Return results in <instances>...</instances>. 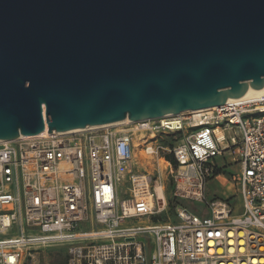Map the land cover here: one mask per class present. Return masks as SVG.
<instances>
[{
	"label": "built area",
	"instance_id": "built-area-1",
	"mask_svg": "<svg viewBox=\"0 0 264 264\" xmlns=\"http://www.w3.org/2000/svg\"><path fill=\"white\" fill-rule=\"evenodd\" d=\"M121 125L0 142V264L51 247L66 264H264V94ZM168 132L184 136L168 148L176 165L158 155ZM231 146L239 211L205 195ZM147 155L165 161L175 197L207 213L178 205L155 219L166 200L138 169Z\"/></svg>",
	"mask_w": 264,
	"mask_h": 264
},
{
	"label": "water",
	"instance_id": "water-1",
	"mask_svg": "<svg viewBox=\"0 0 264 264\" xmlns=\"http://www.w3.org/2000/svg\"><path fill=\"white\" fill-rule=\"evenodd\" d=\"M264 86V0H0V140L218 106Z\"/></svg>",
	"mask_w": 264,
	"mask_h": 264
},
{
	"label": "rangeland",
	"instance_id": "rangeland-1",
	"mask_svg": "<svg viewBox=\"0 0 264 264\" xmlns=\"http://www.w3.org/2000/svg\"><path fill=\"white\" fill-rule=\"evenodd\" d=\"M129 126L131 125H119L117 128L125 129ZM183 137L182 133L175 134L170 132L157 136V144L160 146L158 155L164 157V160H168L165 156L169 153L168 148L175 145ZM236 149V146H231L230 149L226 150V154L218 159L219 168L217 174L207 183L205 195L208 201L225 198L230 201L235 197L233 194L237 187L236 180L239 173V161L235 155ZM136 156L138 159L140 158L139 145L136 147ZM142 158H144L145 162L138 169L151 178V185L153 187L157 185H162L163 187L166 208L162 211L161 215L164 219L173 218V212L170 210V200L175 197L173 194L175 182L165 167V161L156 156L151 157L150 155H147V157L142 156ZM182 202L194 211H198L197 206L201 208L205 207L204 203L198 201L183 199ZM63 249L61 247L43 249L36 253L35 259H26L23 264H64L66 252Z\"/></svg>",
	"mask_w": 264,
	"mask_h": 264
},
{
	"label": "bare ground",
	"instance_id": "bare-ground-1",
	"mask_svg": "<svg viewBox=\"0 0 264 264\" xmlns=\"http://www.w3.org/2000/svg\"><path fill=\"white\" fill-rule=\"evenodd\" d=\"M264 94V86L260 89H255L253 88L251 91H249L247 94L242 95L240 97H236V98H229L227 100H234V101H243V102H251V101H255L256 99H258L259 97H261ZM193 112H199L202 111V109L199 110H191ZM128 122V119L126 118L125 120L118 122V123H112V124H107V126L111 125V126H116V125H121ZM102 126H106V125H102ZM95 127H100V126H86L85 128H81V129H76V130H72V131H79V130H83V129H89V128H95ZM70 131V132H72ZM48 132L44 131L40 134L34 135V136H26V135H20L19 138H31V137H39V136H43L46 135ZM51 134V133H49ZM2 140H0L1 142ZM156 190V194L158 196V199H165L164 196V192H163V187L162 185H157L155 187Z\"/></svg>",
	"mask_w": 264,
	"mask_h": 264
},
{
	"label": "trees",
	"instance_id": "trees-1",
	"mask_svg": "<svg viewBox=\"0 0 264 264\" xmlns=\"http://www.w3.org/2000/svg\"><path fill=\"white\" fill-rule=\"evenodd\" d=\"M165 144H166V142H165ZM168 144H171V143H168ZM172 145H173V144H172ZM172 145H171V146H172ZM165 156H166V158H167L168 160H170L174 165H176V161H175V159H174L172 153H168V154H166ZM185 200H187V199H185ZM182 201H183V198H182V199H181V198L178 199V198H176V197H174V199L170 200V210H172L173 215H174V213H175V208H176L178 205H184ZM187 201H189V200H187ZM158 218L164 219L163 216H162L161 214L155 216V219H158ZM64 264H66V260L64 261Z\"/></svg>",
	"mask_w": 264,
	"mask_h": 264
},
{
	"label": "crops",
	"instance_id": "crops-1",
	"mask_svg": "<svg viewBox=\"0 0 264 264\" xmlns=\"http://www.w3.org/2000/svg\"><path fill=\"white\" fill-rule=\"evenodd\" d=\"M224 154H226V152H225ZM224 154H223V155H224ZM219 158H221V156H219V157L216 159V162H217V164H218V168H219V163H218V159H219ZM239 173H240V168H239ZM239 173H238V177H239ZM206 188H207V185H206ZM205 192H206V189H205ZM233 195H235V197H234L232 200H230V202H231L232 205L235 207V209H236L237 211H239V210L241 209L240 199H239V197H238L235 193H234ZM197 209H198V212H200L201 214H206V213H207L205 207L201 208L200 206H197ZM63 250H65V249H63ZM65 260H66V258H65Z\"/></svg>",
	"mask_w": 264,
	"mask_h": 264
}]
</instances>
